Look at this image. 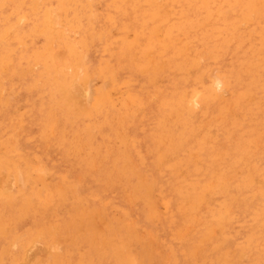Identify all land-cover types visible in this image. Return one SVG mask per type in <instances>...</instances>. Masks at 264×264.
<instances>
[{
	"label": "rangeland",
	"instance_id": "rangeland-1",
	"mask_svg": "<svg viewBox=\"0 0 264 264\" xmlns=\"http://www.w3.org/2000/svg\"><path fill=\"white\" fill-rule=\"evenodd\" d=\"M263 30L264 0H0V264H264Z\"/></svg>",
	"mask_w": 264,
	"mask_h": 264
},
{
	"label": "bare ground",
	"instance_id": "bare-ground-1",
	"mask_svg": "<svg viewBox=\"0 0 264 264\" xmlns=\"http://www.w3.org/2000/svg\"><path fill=\"white\" fill-rule=\"evenodd\" d=\"M102 1H103V0H101V2H102ZM177 1H178V0H177ZM56 2H57V0H56ZM63 2H64V0H63ZM67 2H68V1H67ZM67 2H66V3H67ZM71 2H72V1H71ZM98 2H99V1H98ZM108 2H109V1H108ZM235 2H236V1H235ZM80 3H81V2H80ZM99 3H100V2H99ZM119 3H120V2H119ZM136 3H137V2H136ZM171 3H172V2H171ZM58 4H59V3H58ZM58 4H56V5H58ZM108 4H110V3H108ZM130 4H131V3H130ZM234 4H235V3H234ZM16 5H17V4H16ZM62 5H63V4H62ZM65 5H66V4H65ZM236 5H237V3H236ZM85 6H86V5H85ZM106 6H108V5H106ZM210 6H211V4H210ZM254 6H255V5H254ZM7 7H8V6H7ZM66 7H67V6H66ZM71 8H72V7H71ZM85 8H86V7H85ZM55 9H57V8H55ZM109 9H110V6H109ZM138 9H140V7H139ZM172 9H173V8H172ZM175 9H176V8H175ZM179 9H180V8H179ZM254 9H255V7H254ZM69 10H70V9H69ZM112 10H113V9H112ZM81 11H82V10H81ZM87 11H88V10H87ZM120 11H121V10H120ZM242 11H243V10H242ZM244 11H245V10H244ZM68 12H69V11H68ZM70 12H72V11H70ZM70 12H69V13H70ZM123 12H124V11H123ZM139 12H140V11H139ZM172 12H173V11H172ZM217 12H218V10H217ZM57 13H58V12H57ZM63 13H64V12H63ZM72 13H73V12H72ZM81 13H82V12H81ZM89 13H90V12H89ZM89 13H88V14H89ZM100 13H101V12H100ZM105 13H107V12H105ZM109 13H110V11H109ZM133 13H134V12H133ZM137 13H138V12H137ZM254 13H255V11H254ZM7 14H8V13H7ZM40 14H41V13H40ZM66 14H67V13H66ZM84 14H85V13H84ZM117 14H118V13H116V15H117ZM173 14H174V13H173ZM55 15H56V14H55ZM62 15H63V14H62ZM111 15H112V14H111ZM126 15H127V14H126ZM51 16H53V15H51ZM56 16H57V15H56ZM83 16H84V15H83ZM90 16H92V15L90 14ZM113 16H115V15L113 14ZM175 16H176V15H175ZM194 16H195V15H194ZM259 16H260V15H259ZM48 17H49V16H48ZM64 17H66V16H64ZM67 17H68V16H67ZM87 17H89V16H87ZM99 17H100V16H99ZM105 17H106V16H105ZM121 17H122V16H121ZM127 17H128V16H127ZM166 17H167V16H166ZM177 17H178V16H177ZM177 17H176V18H177ZM185 17H186V16H185ZM213 17H214V16H213ZM216 17H217V16H216ZM239 17H241V16H239ZM112 18H113V17H112ZM119 18H120V17H119ZM180 18H181V17H180ZM210 18H211V17H210ZM232 18H233V17H232ZM57 19H58V17H57ZM60 19H61V18H60ZM60 19H59V20H60ZM116 19L118 20V18H116ZM133 19H134V18H133ZM235 19H236V18H235ZM239 19H240V18H239ZM50 20H51V19H50ZM64 20H65V19H64ZM67 20H68V19H67ZM78 20H79V19H78ZM86 20H87V19H86ZM74 21H75V19H74ZM88 21H89V19H88ZM105 21H106V20H105ZM130 21H131V20H130ZM216 21H217V20H216ZM234 21H235V20H234ZM262 21H263V20H262ZM120 22H121V21H120ZM120 22L118 23V25L120 24ZM196 22H197V21H196ZM202 22H203V21H202ZM236 22H237V21H236ZM61 23H62V22H61ZM93 23H94V22H93ZM98 23H100V21H99ZM98 23H97V24H98ZM240 23H241V22H240ZM250 23H251V22H250ZM49 24H50V23H49ZM52 24H53V23H52ZM121 24H123V23H121ZM175 24H176V23H175ZM175 24H174V25H175ZM210 24H211V23H210ZM227 24H228V22H227ZM231 24H232V23H231ZM237 24H238V23H237ZM237 24H236V25H237ZM9 25H11V24H9ZM58 25H59V24H58ZM76 25H77V24H76ZM86 25H87V22H86ZM92 25H93V24H92ZM102 25H103V24H102ZM232 25H233V24H232ZM51 26L53 27V25H51ZM74 26H75V25H74ZM78 26H79V25H78ZM87 26H88V25H87ZM186 26H187V25H186ZM198 26H199V25H198ZM227 26H228V25H227ZM16 27H17V26H16ZM41 27H42V26H41ZM48 27H49V26H48ZM59 27H61V26H59ZM64 27H65V26H64ZM10 28H11V27H10ZM43 28H44V27H43ZM67 28H68V27H67ZM97 28H98V27H97ZM166 28H167V27H166ZM175 28H176V27H175ZM180 28H181V27H180ZM199 28H200V27H199ZM204 28H205V27H204ZM49 29H50V28H49ZM51 29H52V28H51ZM84 29H85V28H84ZM91 29H92V26H91ZM118 29L122 30L121 28H118ZM144 29H145V28H144ZM144 29H143V30H144ZM178 29H179V28H178ZM237 29H238V28H237ZM45 30H46V29H45ZM53 30H55V29L53 28ZM76 30H77V28H76ZM81 30H82V29H81ZM146 30H147V29H146ZM51 31H52V30H51ZM51 31H50V32H51ZM74 31H75V29H74ZM82 31H83V30H82ZM100 31H101V30H100ZM125 31H126V30H125ZM135 31H136V30H135ZM138 31H139V30H138ZM222 31H223V30H222ZM263 31H264V30H263ZM263 31H262V32H263ZM103 32H104V31H103ZM174 32H175V31H174ZM198 32H199V31H198ZM220 32H221V31H220ZM51 33H52V32H51ZM69 33H70V32H69ZM79 33H80V32H79ZM87 33H88V32H87ZM92 33H93V31H92ZM92 33H91V34H92ZM98 33H99V32H98ZM134 33H135V32H134ZM175 33H176V32H175ZM186 33H187V32H186ZM199 33H200V32H199ZM223 33H224V32H223ZM226 33H227V32H226ZM231 33H232V32H231ZM256 33H257V32H256ZM47 34H48V33H47ZM103 34H104V33H103ZM167 34H168V33H167ZM193 34H194V33H193ZM45 35H46V34H45ZM45 35H44V36H45ZM67 35H68V34H67ZM79 35H80V34H79ZM123 35H124V34H123ZM171 35H172V34H171ZM182 35H183V34H182ZM228 35H229V32H228ZM235 35H237V34H235ZM263 35H264V33H263ZM5 36H6V35H5ZM20 36H21V35H20ZM51 36H52V35H51ZM135 36H136V35H135ZM166 36H167V35H166ZM175 36H176V35H175ZM212 36H213V35H212ZM243 36H244V35H243ZM48 37H49V36H48ZM142 37H143V36H141V38H142ZM232 37H233V36H232ZM53 39H54V38H53ZM116 39H117V38H115L114 40L116 41ZM122 39H123V37H122ZM124 39H125V38H124ZM205 39H206V38H205ZM236 39H237V38H236ZM247 39H248V38H247ZM258 39H259V38H258ZM258 39H257V40H258ZM210 40H211V39H210ZM217 40H218V39H217ZM57 41H58V39H57ZM61 41H62V40H61ZM89 41H90V40H89ZM136 41H137V40H136ZM178 41H179V40H178ZM231 41H232V40H231ZM231 41H230V42H231ZM238 41H239V40H238ZM238 41H237V42H238ZM246 41H247V40H246ZM248 41H249V40H248ZM62 42H63V41H62ZM81 42H82V41H81ZM181 42H182V41H181ZM220 42H221V41H220ZM237 42H236V43H237ZM10 43H11V42H10ZM51 43H52V42H51ZM71 43H72V42H71ZM99 43H100V42H99ZM123 43H125V42H123ZM127 43H128V42H127ZM127 43H126V44H127ZM137 43H138V42H137ZM222 43H223V42H222ZM85 44H86V42H85ZM85 44H84V45H85ZM94 44H95V43H94ZM115 44H116V42H115ZM213 44H214V43H213ZM263 44H264V43H263ZM0 45H1V44H0ZM33 45H34V44H33ZM59 45H60V44H59ZM62 45H63V43H62ZM70 45H71V44H70ZM86 45H87V44H86ZM105 45H106V44H105ZM107 45H108V44H107ZM119 45L121 46L122 44H119ZM167 45H168V44H167ZM176 45H177V44H176ZM226 45H228V44H226ZM248 45H249V44H248ZM40 46H41V45H40ZM63 46H64V45H63ZM65 46L68 47V45H66V44H65ZM71 46H72V45H71ZM75 46H76V45H75ZM80 46H81V45H80ZM87 46H88V45H87ZM87 46H85L86 49H87ZM116 46H117V45H116ZM120 46H119V49H120ZM126 46H127V45H126ZM139 46H140V45H139ZM200 46H201V45H200ZM223 46H224V45H223ZM246 46H247V45H246ZM262 46H263V45H262ZM78 47H79V46H78ZM83 47H84V46H83ZM107 47H108V46H107ZM112 47H113V46H112ZM196 47H197V46H196ZM213 47H214V46H213ZM47 48H48V47H47ZM47 48H46V49H47ZM110 48H111V47H110ZM121 48H124V46L121 47ZM261 48H262V47H261ZM21 49H22V48H21ZM70 49H71V48H70ZM80 49H81V48H80ZM83 49H84V48H83ZM112 49H113V48H112ZM185 49H186V48H185ZM189 49H190V48H189ZM223 49H224V48H223ZM263 49H264V48H263ZM87 50H88V49H87ZM95 50H96V49H95ZM117 50H118V49H117ZM121 50L123 51V49H120V51H121ZM129 50H130V49H128V51H129ZM182 50H183V49H182ZM217 50H218V49H217ZM236 50H237V49H236ZM245 50H246V49H245ZM52 51H53V50H52ZM74 51H76L75 48H74ZM74 51H73V52H74ZM105 51H106V50H105ZM118 51H119V50H118ZM2 52H3V51H2ZM73 52H72V53H73ZM82 52H83V51H82ZM86 52H87V51H86ZM102 52H103V51H102ZM102 52H101V53H102ZM110 52H111V51H110ZM110 52H109V53H110ZM159 52H160V51H159ZM173 52H174V51H173ZM197 52H198V51H197ZM246 52H247V51H246ZM92 53H93V52H92ZM109 53H108V54H109ZM122 53H123V52H122ZM239 53H240V52H239ZM249 53H250V52H249ZM252 53H253V51H252ZM22 54H23V53H22ZM73 54H74V53H73ZM82 54H83V53H82ZM96 54H97V53H96ZM103 54H104V53H103ZM120 54H121V52H120ZM125 54H126V53H125ZM175 54H176V53H175ZM207 54H209V53H207ZM257 54H258V53H257ZM50 55H51V53H50ZM94 55H95V53H94ZM122 55H123V54H122ZM122 55H121V56H122ZM191 55H193V54H191ZM213 55H214V54H213ZM215 55H216V54H215ZM217 55H218V54H217ZM230 55H231V54H230ZM233 55H235V54H233ZM239 55H240V54H239ZM48 56H49V55H48ZM69 56H70V55H69ZM85 56H86V55H85ZM184 56H185V55H184ZM184 56H183V57H184ZM186 56H187V54H186ZM210 56H212V55L210 54ZM218 56H219V55H218ZM221 56H222V55H221ZM228 56H229V55H228ZM241 56H242V54H241ZM51 57H52V56H51ZM71 57H72V56H71ZM82 57H83V55H82ZM122 57H123V56H122ZM170 57H171V56H170ZM172 57H174V56H172ZM187 57H188V56H187ZM192 57H193V56H192ZM237 57H238V56H237ZM249 57H250V56H249ZM66 58H67V57H66ZM77 58H78V57H76V59H77ZM79 58H80V56H79ZM188 58H189V57H188ZM245 58H246V57H245ZM9 59H10V58H9ZM51 59H52V58H51ZM56 59L58 60V59H60V57H59V58H58V57H57V58H56V57L54 58L55 63H56ZM85 59H86V58H85ZM89 59H90V58H89ZM100 59H101V58H100ZM120 59H121V58H120ZM129 59H131V58L129 57ZM220 59H221V61H222V58H220ZM254 59H255V58H254ZM47 60H49V58H48ZM70 60H71V59H70ZM87 60H88V59H87ZM103 60H107V61H108V58L103 59ZM195 60H196V59H195ZM234 60H235V59H234ZM256 60H257V59H256ZM8 61H10V60H8ZM13 61H14V60H13ZM61 61H62V60H61ZM83 61H84V60H83ZM107 61H106V62H107ZM121 61H123V60H121ZM124 61H125V60H124ZM129 61H131V60H129ZM179 61H180V60H179ZM230 61H231V60H230ZM232 61H233V60H232ZM249 61H250V60H249ZM263 61H264V60H263ZM51 62H52V61H51ZM70 62H71V61H70ZM76 62H77V60H76ZM79 62H80V61H79ZM91 62H92V61H91ZM180 62H181V61H180ZM194 62H195V61L193 60V62H191V63L193 64ZM240 62H241V61H240ZM41 63H42V62H41ZM49 63H50V61H49ZM64 63H65V62H64ZM66 63H68V62H66ZM71 63H72V62H71ZM108 63H109V62H107V65H108ZM125 63H127V62H125ZM181 63H182V62H181ZM99 64H100V63H99ZM174 64H175V63H174ZM179 64H180V63H179ZM49 65H50V64H49ZM60 65H61V64H60ZM66 65H67V64H66ZM87 65H88V64H87ZM104 65H105V64H104ZM170 65H171V64H170ZM195 65H196V64H195ZM218 65H219V64H218ZM67 66H68V65H67ZM77 66H78V63H77ZM90 66H91V65H90ZM99 66H100V65H99ZM127 66L130 67V63H129V65H127ZM127 66H126V67H127ZM175 66H176V64H175ZM52 67H53V66H52ZM56 67H57V66H56ZM65 67H66V66H65ZM78 67H79V66H78ZM83 67H84V66H83ZM101 67H102V65H101ZM101 67H100V69H103V68H101ZM104 67H105V66H104ZM124 67H125V66H124ZM183 67H184V66H183ZM233 67H234V66H233ZM254 67H255V66H254ZM86 68H88V67H86ZM209 68H210V67H209ZM216 68H217V67H216ZM224 68H226V67H224ZM249 68H250V67H249ZM77 69H79V68H77ZM77 69H74V70H77ZM80 69H81V68H80ZM107 69H108V68H107ZM182 69H183V68H182ZM218 69H219V68H218ZM254 69H255V68H254ZM85 70L87 71V69H85ZM112 70H113V69H112ZM120 70H122V69H120ZM189 70H190V69H189ZM206 70H207V69H206ZM211 70H212V69H211ZM215 70L217 71V69H215ZM225 70H226V69H225ZM244 70H246V69H244ZM248 70H250V69H248ZM43 71H44V70H43ZM99 71H100V70H99ZM101 71H102V70H101ZM101 71L99 72V74L101 73ZM113 71H114V70H113ZM134 71H135V70H134ZM176 71H177V70H176ZM236 71H237V70H236ZM77 72H78V70H77ZM80 72H81V70H80ZM184 72H185V70H184ZM75 73H76V72H75ZM111 73H112V72H111ZM204 73H205V72H204ZM78 74H79V73H78ZM101 74H103V73H101ZM113 74H114V73H113ZM183 74H184V73H183ZM216 74H217V73H216ZM243 74H244V73H243ZM73 75H74V74H73ZM75 75H77V74H75ZM81 75H82V74H81ZM81 75H78V76H81ZM107 75H108V74H107ZM132 75L134 76L135 74H132ZM132 75H130V76H132ZM136 75H138V73H137ZM136 75H135V76H136ZM140 75H141V74H140ZM162 75H163V73H162ZM213 75L215 76V74H213ZM250 75H252V74H250ZM49 76H50V75H49ZM86 76H87V74H86ZM101 76H102V75H101ZM127 76H128V78H129V75H127ZM208 76H209V75H208ZM208 76H207V78H208ZM222 76H223V75H222ZM259 76H261V75H259ZM51 77H52V76H51ZM109 77H110V76H109ZM140 77H141V76H140ZM174 77H175V76H174ZM243 77H244V76H243ZM251 77H252V76H251ZM7 78H8V77H7ZM84 78H85V76H84ZM132 78H133V77H132ZM199 78H200V77H199ZM219 78H220V77H219ZM226 78H227V77H226ZM236 78H237V77H236ZM258 78H259V77H258ZM50 79H51V78H50ZM64 79H66V78H64ZM111 79H112V78H111ZM114 79H115V78H114ZM176 79H177V78H176ZM211 79H212V78H211ZM10 80H11V79H10ZM52 80H53V78H52ZM123 80H124V79H123ZM125 80H126V79H125ZM135 80H136V79H135ZM138 80H139V79H138ZM193 80H194V79H193ZM257 80H258V79H257ZM259 80H260V79H259ZM263 80H264V77H263ZM49 81H50V80H49ZM144 81H145V80H144ZM195 81H197V80H195ZM215 81H216V85L219 86V84H220L221 82H220L218 79L215 80ZM246 81H247V80H246ZM123 82H124V81H123ZM178 82H180V80H179ZM228 82H229V81H228ZM244 82H245V81H244ZM247 82H248V81H247ZM1 83H2V82H1ZM81 83H82V82H81ZM81 83H80V84H81ZM128 83H129V82H128ZM131 83H132V82H131ZM259 83H260V82H259ZM67 84H68V83H67ZM124 84H125V83H123V85H124ZM195 84H197V83H195ZM202 84H203V83H202ZM50 85H51V84H50ZM75 85H76V84H75ZM142 85H143V84H142ZM223 85H224V84H223ZM232 85H233V84H232ZM245 85H246V84H245ZM260 85H261V84H260ZM263 85H264V84H263ZM48 86H49V85H48ZM65 86H66V85H65ZM78 86H79V85H78ZM82 86H83V84H82ZM82 86L80 85V87H82ZM121 86H122V85H121ZM197 86H198V85H197ZM197 86H196V87H197ZM211 86H212V85H211ZM237 86H238V85H237ZM67 87H68V86H67ZM74 87H75V86H74ZM206 87H207V86H206ZM238 87H239V86H238ZM12 88H13V87H12ZM48 88H49V87H48ZM63 88H64V87L62 86V89H63ZM229 88H230V87H229ZM39 89H40V88H39ZM51 89H52V88H51ZM51 89L49 88L48 90L50 91ZM67 89H68V88H66V89H64V90L66 91ZM85 89H86V88L84 87V88H83V90H84L83 92H85ZM138 89H139V88H138ZM183 89H184V88H183ZM190 89H191V88H190ZM205 89H206V88H205ZM205 89H202V90H205ZM184 90H185V89H184ZM37 91H38V90H37ZM49 91H48V92H49ZM54 91H55V90H54ZM177 91H178V90H177ZM191 91H192V89H191ZM191 91H190V92H191ZM17 92H18V91H17ZM42 92H43V91H42ZM46 92H47V91H46ZM55 92H56V91H55ZM173 92H174V91H173ZM173 92H172V93H173ZM179 92H181V91H179ZM179 92H178V93H179ZM186 92H187V90H186ZM210 92H211V91H210ZM212 92H213V91H212ZM252 92H253V90H252ZM252 92H251V93H252ZM35 93H36V92H35ZM39 93L41 94V92H39ZM49 93H51V91H50ZM72 93H73L75 96H78V97L80 96V94H83V96H82V95H81V96H82L83 99H84L85 93H80V94H79V93L77 92L79 95L76 94V92H72ZM101 93H102V92H101ZM174 93H175V92H174ZM182 93H183V92H182ZM193 93H194V92H193ZM206 93H207V90H206ZM213 93H214V92H213ZM63 94H64V93H63ZM65 94H66V92H65ZM97 94H99V93L97 92ZM102 94H103V93H102ZM191 94H192V93H191ZM214 94H215V93H214ZM234 94H235V93H234ZM42 95H43V93H42ZM53 95H54V94H52V96H53ZM58 95H59V94H58ZM69 95H70V94H69ZM74 95L71 94L72 97H73ZM90 95H91V94H90ZM123 95H124V94H123ZM167 95H168V94H167ZM167 95H166V96H167ZM177 95H178V94H177ZM179 95H180V94H179ZM185 95H186V94H185ZM201 95H202V94H200V96H201ZM247 95H248V94H247ZM50 96H51V95H50ZM81 96H80V97H81ZM103 96H104V95H103ZM127 96H128V94H127ZM132 96H133V95H132ZM173 96H175V95H173ZM209 96H210V95H209ZM213 96H214V95H213ZM53 97H54V96H53ZM62 97H63V96H62ZM129 97H130V96H129ZM129 97H128V99H129ZM136 97H138V96H136ZM178 97H180V96H178ZM48 98H49V97H48ZM68 98H69V97L67 96V99H68ZM98 98H99V97H98ZM100 98H101V97H100ZM130 98H131V97H130ZM132 98H133V97H132ZM138 98H139V97H138ZM167 98H168V101H169V95H168ZM176 98H177V97H176ZM185 98H187V97H185ZM213 98H214V97H213ZM213 98H212V99H213ZM240 98H241V97H240ZM258 98H259V97H258ZM77 99H79V98H77ZM80 99H81V98H80ZM179 99H180V98H179ZM179 99H178L177 101L182 100V99H180V100H179ZM208 99H209V98H208ZM208 99H207V100H208ZM212 99H211V102H212ZM218 99H219V98H218ZM50 100H52V99H50ZM131 100H132V99H131ZM134 100H136V99H134ZM172 100H174V99H172ZM172 100H171V102H174V103H175V101H172ZM191 100H192V99H191ZM43 101L45 102V100H43ZM46 101H47V100H46ZM67 101H68V100H67ZM69 101H70V100H69ZM79 101H80V100H79ZM81 101H82V99H81ZM81 101H80V102H81ZM99 101H100V100H99ZM103 101H104V100H103ZM128 101H129V100H128ZM177 101H176V102H177ZM213 101H214V100H213ZM237 101H238V100H237ZM80 102H79V106H80V104H83V103H84V102H83V103H82V102L80 103ZM88 102H89V101H88ZM137 102H138V101H137ZM180 102H181V101H180ZM195 102H196V101H195ZM42 103H43V102H42ZM48 103H49V100H48ZM67 103H68V102H67ZM76 103H77V102H76ZM96 103H97V102H96ZM121 103H122V101H121ZM132 103H134V101H132L131 104H132ZM139 103H140V102H139ZM167 103H168V102H167ZM197 103H199V102H197ZM197 103H196V105H197ZM5 104H6V103H5ZM34 104H35V103H34ZM131 104H130V105H131ZM135 104H136V103H135ZM169 104H170V103H169ZM169 104H168V105H169ZM175 104H176V105H180L179 103H178V104L175 103ZM213 104H214V103H213ZM239 104H240V103H239ZM41 105H44V104H41ZM84 105H85V103H84ZM107 105H108V104H107ZM128 105H129V104H128ZM141 105H142V104H141ZM181 105H182V104H181ZM184 105H185V103H184ZM188 105H189V104H188ZM204 105H205V104H204ZM234 105H236V104H234ZM75 106H76V105H75ZM99 106H100V105H99ZM103 106H104V105H103ZM103 106H102V107H103ZM105 106H106V105H105ZM123 106H124V105H123ZM136 106H137V105H136ZM165 106H167V104H165ZM186 106H187V105H186ZM222 106H223V105H222ZM42 107H43V106H42ZM44 107H45V106H44ZM44 107L41 108V110H43ZM51 107H52V106H51ZM80 107L83 108V106H80ZM91 107H93V106H91ZM168 107H169V106H168ZM258 107H259V106H258ZM45 108H46V107H45ZM54 108H55V107H54ZM76 108H77V107H76ZM103 108H105V107H103ZM113 108H114V107H113ZM179 108H182V107H179ZM236 108H237V107H236ZM2 109H3V108H2ZM6 109H7V108H6ZM39 109H40V108H39ZM55 109H56V108H55ZM77 109H78V108H77ZM84 109H85V108H84ZM123 109H125V108H123ZM167 109H168V108H167ZM182 109H183V108H182ZM189 109H191V108H189ZM50 110H51V109H50ZM70 110H72V108H71ZM73 110H74V109H73ZM75 110H76V109H75ZM88 110H89V109H88ZM90 110H91V109H90ZM106 110H107V109H106ZM128 110H130V109H128ZM133 110H134V109H133ZM162 110H163V109H162ZM179 110H180V109H179ZM186 110H187V109H186ZM257 110H258V109H257ZM55 111H56V110H55ZM76 111H77V110H76ZM82 111H83V110H82ZM82 111L80 110L81 113H82ZM137 111H138V110H137ZM164 111H165V110H164ZM173 111H174V109H173V107H172V112H173ZM175 111H177V110H175ZM187 111H188V110H187ZM187 111H186V114L188 113ZM225 111H226V110H225ZM255 111H256V110H255ZM69 112H70V111H69ZM80 112H79V113H80ZM86 112H87V111H86ZM172 112H171V113H172ZM190 112H192V110H191ZM190 112H189V113H190ZM22 113H23V111H22ZM40 113H41V112H40ZM40 113H39V115H40ZM48 113H49V112H48ZM67 113H68V110L66 109V115H68ZM77 113H78V112H77ZM83 113H84V112H83ZM87 113H88V112H87ZM89 113H91V112L89 111ZM100 113H101V111H100ZM110 113H111V112H110ZM124 113H125V112H124ZM166 113H167V111H166ZM166 113H165V114H166ZM169 113H170V111H169ZM184 113H185V112H184ZM184 113H183V114H184ZM54 114H56V113L54 112ZM84 114H85V113H84ZM95 114H96V112H95ZM165 114H164V115H165ZM174 114H175V113H174ZM200 114H201V113H200ZM228 114H229V113H228ZM253 114H254V113H253ZM41 115H42V114H41ZM48 115H49V114H48ZM48 115L44 114V116H46V118H47ZM51 115H52V114H51ZM66 115H65V116H66ZM89 115H90V114H89ZM89 115H87V116L89 117ZM92 115H93V114H92ZM127 115H128V114H127ZM162 115H163V114H162ZM167 115H168V114H167ZM171 115H172V114H170V116H171ZM176 115H177V114H176ZM35 116H36V115H35ZM54 116H55V115H54ZM65 116H62V117L64 118ZM77 116H78V115H77ZM81 116H82V115H81ZM95 116H96V115H95ZM182 116H183V115H182ZM185 116H186V115H185ZM225 116H226V115H225ZM20 117L22 118V116H20ZM33 117H34V116H33ZM67 117H68V116H67ZM70 117H71V116H69V118H70ZM134 117H135V116H134ZM223 117H224V115H223ZM227 117H228V116H227ZM40 118H41V117H40ZM44 118H45V117H44ZM51 118H52V117L50 116L49 119H51ZM69 118H68V119H69ZM75 118H76V117H75ZM80 118H81V117H80ZM106 118H107V117H106ZM167 118H168V117H167ZM10 119H11V118H10ZM10 119H9V120H10ZM34 119H35V118H33V120H34ZM52 119H53V118H52ZM64 119H65V118H64ZM81 119H82V118H81ZM91 119H92V118H91ZM104 119H105V118H104ZM184 119H185V118L182 117V120H183V121H184ZM13 120H14V119H13ZM39 120H40V119H39ZM41 120H42V119H41ZM46 120H47V119H46ZM76 120H77V119H76ZM163 120H165V119H163ZM178 120H179V119H178ZM188 120H189V119H188ZM42 121H43V120H42ZM47 121H48V120H47ZM52 121H53V120H52ZM52 121H51V122H52ZM65 121H66V119H65ZM107 121H108V119H107ZM123 121H124V120H123ZM215 121H216V120H215ZM232 121H233V120H232ZM243 121H244V120H243ZM37 122H38V121L36 120V123H37ZM55 122H56V121H55ZM55 122H54V123H55ZM69 122H70V120L68 121V123H69ZM88 122H89V121H88ZM103 122H104V120H103ZM128 122H129V121H128ZM186 122H188V121L186 120ZM21 123H22V122H21ZM39 123H40V122H39ZM41 123H42V122H41ZM41 123H40V124H41ZM44 123H45V122H44ZM44 123H43V124H44ZM48 123H50V122L48 121ZM54 123H52V125H53ZM157 123H158V122H157ZM194 123H195V122H194ZM213 123H214V122H213ZM262 123H263V121H262ZM19 124H20V123H19ZM46 124H47V123H46ZM46 124H45V125H46ZM70 124H71V122H70ZM77 124H78V123H77ZM2 125H3V124H2ZM20 125H21V124H20ZM22 125H23V124H22ZM22 125H21V126H22ZM34 125H35V124H34ZM34 125H33V127H35ZM52 125H51V126H52ZM73 125H74V124H73ZM90 125H91V124H90ZM95 125H96V124H95ZM159 125H160V124H159ZM165 125H166V124H165ZM184 125H185V124H184ZM188 125H189V124H188ZM188 125H187V127H189ZM217 125H218V124H217ZM263 125H264V123H263ZM5 126H6V125H5ZM21 126H20V127H21ZM37 126H40V127H41L42 125H39V124H38ZM47 126H48V125H47ZM71 126H72V124H71ZM194 126H195V125H194ZM238 126H239V125H238ZM20 127H18V129H19ZM28 127H29V126H28ZM53 127H54V126H53ZM53 127H52V128H53ZM86 127H87V126H86ZM86 127H85V128H86ZM88 127H89V126H88ZM99 127H100V126H99ZM99 127L97 126V129H100ZM101 127H102V125H101ZM215 127H216V126H215ZM262 127H263V126H262ZM16 128H17V126H16ZM44 128H46V127H44ZM56 128H57V127H56ZM190 128H191V127H190ZM14 129H15V128H14ZM71 129H72V128H71ZM91 129H92V128H91ZM94 129H95V128H94ZM184 129H185V127H184ZM184 129H183V130H184ZM186 129H187V128H186ZM188 129H189V128H188ZM38 130H39V128H38ZM43 130H44V129H43ZM47 130H48V128H47ZM50 130H51V127H50ZM53 130H54V129H53ZM59 130H60V129H59ZM13 131H14V130H13ZM15 131H17V130H15ZM20 131H21V130H20ZM83 131H84V130H83ZM184 131H185V130H184ZM198 131H199V130H198ZM4 132H5V131H4ZM39 132H40V131H39ZM45 132H46V129H45ZM75 132H76V131H75ZM111 132H112V131H111ZM113 132H114V134H115V131H113ZM40 133H41V132H40ZM43 133H44V131H43ZM52 133H53V132H52ZM107 133H108V132H107ZM178 133H179V132H178ZM182 133H183V132H182ZM187 133H188V132H187ZM204 133H206V132H204ZM41 134H42V133H41ZM41 134H40V136H42ZM53 134H56V133H53ZM90 134H91V133H90ZM90 134H87V135L91 136ZM92 134H93V133H92ZM108 134H109V133H108ZM112 134H113V133H112ZM120 134H121V133H120ZM161 134H162V133H161ZM208 134H209V133H208ZM12 135H13V134H12ZM21 135H22V134H21ZM96 135H97V134H96ZM102 135H103V134H102ZM106 135H107V134H106ZM106 135H105V136H106ZM121 135H123V133H122ZM127 135H128V134H127ZM13 136H14V135H13ZM35 136H37V135H35ZM40 136H39V137H40ZM48 136H51V134H49ZM54 136H55V135H53L52 137H54ZM58 136H59V135H58ZM64 136H65V134H64ZM22 137H23V136H22ZM32 137H33V136L30 137L31 140H32ZM44 137H45V135H44ZM52 137H51V139H54V138H52ZM93 137H95V134H94ZM106 137H107V136H106ZM30 138H29V139H30ZM45 138H47V137H45ZM45 138H44V139H45ZM48 138H49V137H48ZM62 138H63V137H62ZM64 138H65V137H64ZM83 138H84V137H83ZM86 138H87V137H86ZM180 138H181V137H180ZM188 138H189V137H188ZM24 139H25V138H24ZM33 139H34V138H33ZM38 139H39V138H38ZM59 139H60V138H59ZM118 139H119V138H118ZM118 139H117V140H118ZM121 139H122V138H121ZM127 139H128V138H127ZM154 139H155V138H154ZM17 140H18V139H17ZM25 140H26V139H25ZM41 140H42V138H41ZM62 140H63V139H62ZM65 140H66V139H65ZM88 140L90 141L91 139H88ZM93 140H94V138H93ZM128 140H129V139H128ZM261 140H262V138H261ZM46 141H47V140H46ZM67 141H68V139H67ZM67 141H66L65 143H67ZM95 141H96V139H95ZM202 141H203V140H202ZM25 142H26V141H25ZM48 142H49V141H48ZM58 142H59V141H58ZM87 142H88V141H87ZM87 142H84V143L86 144ZM103 142H104V141H103ZM103 142H102V143H103ZM200 142H201V141H200ZM212 142H213V141H212ZM250 142H251V141H250ZM253 142H254V140H253ZM253 142H252V143H253ZM39 143H40V142H39ZM56 143H57V142H56ZM71 143H72V142H71ZM79 143H80V142H79ZM90 143H93V142H90ZM97 143H98V141H97ZM97 143H96V144H97ZM107 143H108V142H107ZM124 143H125V142H124ZM213 143H214V142H213ZM242 143H243V142H242ZM248 143H249V141H248ZM254 143H255V142H254ZM16 144H17V143H16ZM46 144H47V143H46ZM57 144H59V145L62 146V143H61V142H60V143H57ZM67 144H68V143H67ZM115 144H116V143H115ZM178 144H179V143H178ZM180 144H181V143H180ZM185 144H186V143H185ZM68 145H69V144H68ZM103 145H104V144H103ZM107 145H109V144H107ZM160 145H161V144H160ZM164 145H165V144H164ZM208 145H209V144H208ZM16 146H17V145H16ZM55 146H56V145H55ZM61 146H59V147H61ZM65 146H67V145L65 144ZM69 146H70V145H69ZM69 146H68V147H69ZM91 146H92V145H91ZM100 146H101V145H100ZM110 146H111V145H110ZM132 146H133V145H132ZM168 146H169V145H168ZM48 147H49V145H48ZM50 147H51V146H50ZM56 147H57V146H56ZM53 148L55 149L54 146L52 147V149H53ZM65 148L67 149V147H65ZM112 148H113V147H112ZM178 148H179V147H178ZM242 148H243V147H242ZM246 148H247V146H246ZM246 148H245V150H246ZM1 149L4 150L3 148H1ZM47 149H48V148H47ZM57 149H58V148H57ZM63 149H64V148H62V150H63ZM91 149H92V148H91ZM107 149H109V148H107ZM167 149H168V148H167ZM173 149H174V148H173ZM240 149H241V148H240ZM11 150H12V149H11ZM67 150L70 151V147H69V149H67ZM67 150H66V151H67ZM100 150H101V148H100ZM179 150H180V149H179ZM202 150H203V149H202ZM214 150H215V149H214ZM56 151H57V150H56ZM63 151H64V150H63ZM68 151H67V152H68ZM71 151H72V150H71ZM91 151H92V150H91ZM103 151H105V150H103ZM53 152H54V151H53ZM64 152H65V151H64ZM73 152H74V151H73ZM99 152H100V151H99ZM111 152H112V151H110V153H111ZM118 152H119V151H118ZM118 152H116V153H118ZM125 152H126V151H125ZM125 152H124V153H125ZM231 152H233V151H231ZM234 152H235V150H234ZM243 152H244V151H243ZM17 153H18V152H17ZM20 153H21V152H20ZM20 153H19V155H20ZM36 153H37V152H36ZM105 153H106V152H105ZM168 153H169V151H168ZM206 153H207V152H206ZM68 154H70V153L68 152ZM74 154H75V153H74ZM89 154H90V153H89ZM122 154H123V153H122ZM193 154H195V153H193ZM221 154H222V153H221ZM223 154H224V153H223ZM223 154H222V155H223ZM240 154H241V153H240ZM65 155H67V153H65ZM105 155H106V154H105ZM108 155H109V154H108ZM117 155H118V154H117ZM129 155H130V154H129ZM140 155H141V154H140ZM190 155H191V154H190ZM202 155H203V154H202ZM84 156H85V155H84ZM98 156H99V155H98ZM112 156H113V155H112ZM118 156H119V155H118ZM120 156H121V155H120ZM124 156H126V155H124ZM245 156H246V154H245ZM19 157H20V156H19ZM26 157H27V156H26ZM71 157H72V156H71ZM129 157H130V156H129ZM129 157H128V159H129ZM199 157H200V156H199ZM211 157H212V156H211ZM20 158H21V157H20ZM20 158H18V159H20ZM67 158H68V157H67ZM67 158H66V159H67ZM106 158H107V157H106ZM130 158H131V157H130ZM215 158H216V156H215ZM217 158H218V157H217ZM245 158H246V157H245ZM258 158H259V157H258ZM76 159H77V158H76ZM86 159H87V157H86ZM103 159H105V158L103 157ZM123 159H124V158H123ZM179 159H180V158H179ZM183 159H184V158H183ZM193 159H194V158H193ZM200 159H201V158H200ZM220 159H221V158H220ZM242 159H243V158H242ZM82 160H83V158H82ZM117 160H118V159H117ZM124 160H126V159H124ZM124 160H123V161H124ZM131 160H132V159H131ZM186 160H187V159H186ZM190 160H191V159H190ZM212 160H213V159H212ZM212 160H211V161H212ZM9 161H10V159H9ZM22 161H23V159H22ZM30 161H31V159H30ZM126 161H127V160H126ZM126 161H125V162H126ZM128 161H129V160H128ZM132 161H133V160H132ZM216 161H217V160H216ZM19 162H20V161H19ZM23 162H24V161H23ZM133 162H134V161H133ZM177 162H179V161H177ZM190 162H191V161H190ZM209 162H210V161H209ZM209 162H208V163H209ZM214 162H215V161H214ZM221 162H222V161H221ZM12 163H13V162H12ZM127 163H129V162H127ZM130 163H131V162H130ZM180 163H181V162H180ZM180 163H179V164H180ZM204 163H205V162H204ZM208 163H207V164H208ZM3 164H4V163H3ZM36 164H38V163H36ZM45 164H46V163H45ZM45 164H43V165H45ZM94 164H95V163H94ZM106 164H107V163H106ZM183 164H184V163H183ZM195 164H196V163H195ZM215 164H216V163H215ZM124 165H125V164H124ZM126 165H127V164H126ZM213 165H214V164H213ZM216 165H217V164H216ZM229 165H230V164H229ZM238 165H239V164H238ZM19 166H20V165H19ZM36 166L38 167V165H36ZM36 166H35V167H36ZM140 166H141V165H140ZM226 166H227V165H226ZM251 166H252V165H251ZM8 167H9V165H8ZM17 167H18V166H17ZM131 167H132V166H131ZM135 167H136V166H135ZM198 167H200V166H198ZM212 167H213V166H212ZM220 167H221V166H220ZM254 167H255V166H254ZM132 168H133V167H132ZM171 168H172V167H171ZM195 168H196V166H195ZM203 168H204V167H203ZM203 168H201V169H203ZM235 168H236V167H235ZM0 169H1V168H0ZM8 169H9V168H7V170H8ZM29 169H30V168H29ZM125 169H126V168H125ZM167 169L170 170L169 167H168ZM192 169H193V168H192ZM197 169H198V168H197ZM209 169H210V168H209ZM223 169H224V168H223ZM223 169H221V171H218V172H221V173H220L221 176H222V173H223V172H222ZM9 170H11V169H9ZM14 170H15V168H14ZM17 170H18V169H17ZM42 170H43V169H42ZM94 170H95V169H94ZM122 170H123V169H122ZM131 170H132V169H131ZM133 170H134V168H133ZM195 170H196V169H195ZM211 170H212V169H211ZM211 170H210V172H211ZM218 170H219V169H218ZM224 170H225V169H224ZM228 170H229V169H227V172H228ZM248 170H249V169H248ZM11 171H12V170H11ZM18 171H19V170H18ZM23 171H24V170H23ZM50 171H51V170H50ZM136 171H137V170H136ZM170 171H171V170H170ZM196 171H197V170H196ZM196 171H194V172H196ZM199 171H200V169H199ZM205 171H206V170H205ZM212 171H213V170H212ZM2 172H4V171H2ZM2 172H1V173H2ZM24 172H26V171H24ZM36 172H37V171H36ZM36 172H35V173H36ZM99 172H100V171H99ZM122 172H123V171H122ZM138 172H139V171H138ZM202 172L204 173V171H202ZM215 172H216V171H215ZM225 172H226V171H225ZM1 173H0V174H1ZM10 173H11V172H10ZM10 173H9V174H10ZM29 173H30V172H29ZM87 173H88V172H87ZM134 173H135V172L133 171V174H134ZM158 173H159V171H158ZM190 173H191V172H190ZM216 173H217V172H216ZM243 173H244V172H243ZM3 174H4V173H2L1 178H3ZM18 174H19V173H18ZM18 174H16V175H18ZM27 174H28V173H27ZM27 174H26V175H27ZM36 174H37V173H36ZM90 174H91V173H90ZM98 174H99V173H98ZM122 174H123V173H122ZM172 174H173V173H172ZM172 174H171V175H172ZM204 174H205V173H204ZM209 174H210V175H211V174L213 175L212 172L209 173ZM209 174H208V176H209ZM4 175H5V174H4ZM11 175H12V174H10V176H9V175H8V176L11 177ZM38 175H39V174H38ZM38 175H37V176H38ZM138 175H140V174H138ZM161 175H162V173H161ZM187 175H188V174H187ZM189 175H190V174H189ZM198 175H199V174H198ZM200 175H201V174H200ZM214 175H215V173H214ZM218 175H219V174H218ZM237 175H238V174H237ZM247 175H248V174H247ZM41 176H42V175H41ZM201 176H202V175H201ZM216 176H217V174L215 175V177H216ZM4 177H5V176H4ZM26 177H28V176H26ZM29 177H30V176H29ZM29 177H28V178H29ZM126 177H127V176H126ZM171 177H172V176H171ZM206 177H207V176H206ZM209 177H210V176H209ZM209 177H208V178H209ZM217 177H219V176H217ZM37 178H38V177H37ZM37 178L35 177V180H36ZM129 178H130V177H129ZM138 178H139V176H138ZM138 178H137V179H138ZM144 178H146V177H144ZM189 178H190V177H189ZM195 178H196V176H195ZM203 178H204V177H203ZM263 178H264V177H263ZM7 179H8V178H7ZM84 179H85V177H84ZM100 179H101V177H100ZM190 179H191V178H190ZM190 179H189V180H190ZM204 179H205V178H204ZM210 179H212V177H211ZM210 179H209V180H210ZM244 179L246 180V178H244ZM244 179H243V184L246 183V182H244ZM247 179H248V178H247ZM4 180H5V179H4ZM29 180H31V177H30ZM97 180H98V179H97ZM139 180H140V178H139ZM178 180H179V179H178ZM180 180H181V179H180ZM191 180H193V178H192ZM194 180L197 181L196 179H194ZM212 180H213V179H212ZM216 180H217V179H216ZM216 180H215V181H216ZM1 181L3 182V179L0 180V183H1V184H4L3 187H5V186L8 185L7 188H5V189H9V182H10V181H8V184H7V185H5V183H2ZM142 181H143V180H142ZM142 181H141L140 183H142ZM182 181H183V180H182ZM210 181H211V180H210ZM222 181H223V180H222ZM246 181H247V180H246ZM18 182H19V180H18ZM30 182H31V181H30ZM30 182H29V183H30ZM38 182H39V181H38ZM137 182H138V180H137ZM143 182H146V181L144 180ZM202 182H203V181H202ZM211 182H212V181H211ZM211 182H210V186H211ZM99 183H100V182H99ZM124 183H125V182H124ZM166 183H167V182H166ZM186 183H188V182H186ZM197 183H198V182H197ZM207 183H209V182L206 181L204 184H207ZM220 183H221V182H219V178H218V184H220ZM222 183H223V182H222ZM247 183L250 184V186H251V183H249V182H247ZM247 183H246V185H247ZM15 184H16V183H15ZM64 184H65V183H64ZM184 184H185V183H184ZM195 184H196V182H195ZM198 184H199V183H198ZM204 184L202 183L201 188H202V186H204ZM218 184H217V186H218ZM226 184H227V182H226ZM12 185H13V184H12ZM17 185H18V184H17ZM54 185H55V184H54ZM136 185H138V183H137ZM144 185H145V184H144ZM166 185H167V184H166ZM191 185H192V184H191ZM191 185H190V186H191ZM240 185H242V184H240ZM244 185H245V184H244ZM244 185H242V186H244ZM261 185H262V184H261ZM10 186H11V185H10ZM18 186H20V184H19ZM21 186H22V185H21ZM45 186H46V185H45ZM65 186H66V185H65ZM69 186L71 187L70 184H69ZM76 186H77V185H76ZM118 186H119V185H118ZM192 186H193V185H192ZM192 186H191V188H192ZM195 186H196V185H195ZM195 186H194V187H195ZM197 186H198V185H197ZM220 186H223V185H220ZM220 186H218V187L220 188ZM34 187H35V186H34ZM62 187H63V186H62ZM123 187H124V186H123ZM127 187H128V186H127ZM140 187H141V186H140ZM140 187H139L138 189H140ZM150 187H151V186H150ZM194 187H193V188H194ZM204 187H205V186H204ZM218 187H215V188H217V190H218ZM225 187H226V186H225ZM19 188H20V187H19ZM46 188H48V187H46ZM58 188H59V187H58ZM72 188H73V187H72ZM144 188H145V187H144ZM146 188H147V187H146ZM161 188H163V187H161ZM186 188H188V187H186ZM186 188H184V189H186ZM205 188H206V187H205ZM205 188H203V189H205ZM207 188H208V187H207ZM221 188H223V187H221ZM227 188H228V187H227ZM242 188H244V187H242ZM68 189H69V187H68ZM133 189H136V188H133ZM138 189H137V191H138ZM148 189H149V188H148ZM152 189H154V187H153ZM195 189H196V188H194L193 190L196 192L197 189H196V190H195ZM203 189H202V190H203ZM209 189H210V188H209ZM209 189H208V190H209ZM213 189H214V188H213ZM248 189H249V187H248ZM1 190H2V188H1ZM22 190H23V189H22ZM32 190H33V189H32ZM141 190H142V189H141ZM149 190H150V189H149ZM193 190H192V192H194ZM205 190H206V189H205ZM214 190L217 191L216 189H214ZM214 190H213V191H214ZM224 190H225V189H224ZM239 190H240V189H239ZM239 190H238V191H239ZM244 190H245V189H244ZM262 190H264V188H263ZM2 191H3V190H2ZM19 191H20V190H19ZM33 191H34V190H33ZM185 191H186V190H185ZM199 191H200V189H199ZM25 192H26V191H25ZM25 192H23V194H24ZM124 192H126V191H124ZM130 192H131V191H130ZM147 192H148V191H147ZM147 192L145 191V193H147ZM152 192H153V190H152ZM179 192H180V191H179ZM197 192H198V191H197ZM204 192H205V191H204ZM204 192H203V194H204ZM220 192H221V191H220ZM226 192H227V190H226ZM226 192H225V194H227ZM250 192H251V191H250ZM261 192H262V191H261ZM8 193H9V192H8ZM11 193H12V192H11ZM21 193H22V192H21ZM28 193H29V192H28ZM37 193L39 194V192H36L35 195L38 196ZM181 193H182V192H180V194L178 193V196L181 195ZM189 193H190V191H189ZM189 193H188V194L185 193L184 195H185V196H186V195H189ZM215 193H216V192H215ZM221 193H222V192H221ZM248 193H249V192H248ZM253 193H254V192H253ZM257 193H258V192H257ZM1 194H2V192H1ZM3 194L6 195L7 193H3ZM120 194H121V193H120ZM134 194H135V193H134ZM157 194H158V193H157ZM194 194H196V193H194ZM205 194H206V193H205ZM211 194H212V193H211ZM218 194H220V193H218ZM225 194H224V195H225ZM251 194H252V193H251ZM254 194H255V193H254ZM261 194H262V193H261ZM9 195H11V194H9ZM143 195H146V194H143ZM149 195H150V194H149ZM149 195H148V196H149ZM158 195H159V194H158ZM192 195H193V194H192ZM200 195H201V194H200ZM233 195H234V194H233ZM246 195H247V194H245V196H246ZM248 195H249V194H248ZM256 195H257V194H256ZM259 195H260V193H259ZM259 195H258V196H259ZM6 196H7V195H6ZM189 196H190V195H189ZM195 196H196V195H195ZM198 196H199V195H197V197H198ZM245 196H244V197H245ZM254 196H255V195H254ZM260 196H261V197L264 196V193H263L262 195H260ZM1 197L4 198L2 195H1ZM7 197H8V196H7ZM9 197H10V196H9ZM9 197H8V198H9ZM11 197H12V196H11ZM11 197H10V198H11ZM15 197H16V196H15ZM33 197H34V196H33ZM33 197H32V198H33ZM143 197H145V199H146V196H143ZM179 197H180V196H179ZM192 197H194V196H192ZM203 197H204V195H203ZM229 197H230V196H229ZM37 198H38V197H37ZM194 198H195V197H194ZM194 198H193V199H194ZM262 198H264V197H262ZM14 199H15V198H14ZM14 199H13V200H14ZM136 199H137V198H136ZM143 199H144V198H143ZM145 199H144V200H145ZM149 199H152V198H149ZM181 199H182V197H181ZM193 199H191V200H193ZM195 199H198V198H195ZM199 199H200V198H199ZM0 200H1V199H0ZM2 200H3V199H2ZM5 200H6V198H5ZM11 200H12V199H11ZM13 200H12V201H13ZM30 200H31V197H30ZM225 200H226V199H225ZM3 201H4V200H3ZM6 201H8V199H7ZM12 201H10V202H12ZM25 201H26V200L24 199V202H25ZM28 201H29V200H28ZM131 201H132V199H131ZM134 201H135V200H134ZM178 201L180 202V200H178ZM193 201H197V200H193ZM193 201H191V202H193ZM199 201H200V200H199ZM201 201H202V198H201ZM201 201H200V202H201ZM220 201H223V202L226 204V202H225L224 200H220ZM0 202H1V201H0ZM145 202H147V201H145ZM145 202L143 201V203H145ZM149 202H150V201H149ZM203 202H204V201H202V203H203ZM5 203H6V202H5ZM5 203H4V205H5ZM8 203H9V202H8ZM25 203H27V201H26ZM28 203H29V202H28ZM147 203H148V202H147ZM182 203H183V202H182V200H181V204H182ZM197 203H198V202H197ZM6 204H7V203H6ZM10 204H11V203H10ZM10 204H9V206H10ZM29 204H30V203H29ZM177 204H178V203H177ZM185 204H186V203H185ZM191 204H192V203H191ZM263 204H264V203H263ZM0 205L3 206V203H0ZM48 205H49V204H48ZM183 205H184V204H183ZM188 205H189V204H188ZM197 205H198V204H197ZM199 205H200V204H199ZM219 205H220V207H221L220 202H219ZM228 205H229V204H228ZM11 206H12V205H11ZM11 206H10L9 208H11ZM26 206H27V205H26ZM28 206H29V205H28ZM39 206H40V204H39ZM50 206H51V205H50ZM146 206H147V205H146ZM148 206H149V205H148ZM179 206H180V205H179ZM40 207H42V205H41ZM152 207H153V206H152ZM182 207H183V206H182ZM194 207H196V204H195V206H194V205L192 206L193 209H194ZM14 208H15V207H14ZM14 208L12 207L13 211H14ZM19 208H20V207H19ZM28 208H29V207H28ZM28 208H27V209H28ZM190 208H191V205H190V207H189V211H190ZM196 208H197V207H196ZM225 208H226V206H225ZM261 208H262V207H261ZM261 208H260V210H261ZM3 209H4V208H3ZM12 209H11V210H12ZM17 209H18V208H17ZM17 209H16V210H17ZM25 209H26V207H25ZM184 209H185V208H184ZM184 209H182V210H184ZM186 209H187V207H186ZM4 210H5V209H4ZM4 210H3V211H4ZM18 210H19V209H18ZM20 210H21V209H20ZM153 210H154V209H153ZM195 210H197V209H195ZM195 210H194V211H195ZM220 210H221V209L216 210V211L218 212V211H220ZM224 210H225V209H224ZM224 210H223V211H224ZM260 210H259V211H260ZM3 211H2V212H3ZM21 211H22V210H21ZM21 211H20V212H21ZM27 211H29V210H27ZM27 211H25V214H26ZM60 211H61V210H60ZM184 211H185V210H184ZM192 211H193V210H192ZM262 211H263V210H262ZM4 212H5V211H4ZM6 212H7V211H6ZM11 212H12V211H11ZM11 212H9V213H11ZM18 212H19V211H18ZM37 212H38V211H37ZM153 212H154V211H153ZM187 212H188V211H187ZM217 212H216V213H217ZM9 213H8V214H9ZM22 213H24V212H21V214H22ZM42 213H43V212H42ZM149 213H150V211H149ZM184 213H185V212H184ZM263 213H264V212H263ZM8 214H7V215H8ZM11 214H12V213H11ZM15 214H16V213H15ZM27 214H28V213H27ZM35 214H36V212H35ZM35 214H34V216H35ZM38 214H40V212H38ZM68 214H70V213H68ZM217 214H220V213H217ZM244 214H245V212H244ZM246 214H247V213H246ZM252 214H253V213H252ZM252 214H251V215H252ZM254 214H256V213H254ZM3 215H4V214H3ZM18 215H20V214L18 213ZM70 215H71V214H70ZM220 215H222V214H220ZM220 215H219V216H220ZM251 215H250V216H251ZM257 215H259V212H258ZM5 216H6V215H5ZM11 216H12V215H11ZM16 216H17V215H16ZM16 216H14V217H16ZM24 216H25V215H24ZM24 216H23V218H25ZM148 216H150V214H148ZM188 216H189V215H188ZM211 216H212V215H211ZM253 216H254V215H253ZM255 216H256V215H255ZM255 216H254V217H255ZM260 216H261V213H260ZM262 216H263V215H262ZM20 217H21V216H20ZM20 217L18 216V219H19ZM27 217H28V216H27ZM220 217H221V216H220ZM256 217H259V216H256ZM23 218H22V219H23ZM211 218H214V217H210V219H211ZM223 218H224V217H223ZM248 218L251 219L250 217H248ZM248 218H247V219H248ZM5 219H7V217H6ZM10 219H11V218H10ZM20 219H21V218H20ZM20 219H19V220H20ZM203 219H204V218H203ZM214 219H215V218H214ZM214 219H213V220H214ZM220 219H221V218H220ZM220 219H219V221H220ZM12 220H13V219H12ZM15 220H16V219H15ZM34 220H35V219H34ZM74 220H75V219H74ZM197 220H199V219H197ZM211 220H212V219H211ZM216 220H217V218H216ZM216 220H215V222H216ZM226 221H227V220H226ZM248 221H249V220H248ZM7 222H8V220H7ZM13 222H14V221H13ZM18 222H19V221H18ZM32 222H33V221H32ZM70 222H71V221H70ZM70 222H69V223H70ZM242 222H244V220H243ZM14 223H16V222H14ZM126 223H127V222H126ZM220 223H221V222H220ZM252 223H253V219H252ZM260 223H261V222H260ZM64 224L66 225V223H64ZM64 224H63V225H64ZM208 224H209V223H207V224H205V225H208ZM211 224H212V222H211ZM238 224H239V223H238ZM238 224H237V225H238ZM248 224L251 225V223H248ZM0 225H1V224H0ZM36 225H37V224H36ZM205 225H204V226H205ZM209 225H210V224H209ZM220 225H221V224H220ZM237 225H236V227H237ZM242 225H245V224L243 223ZM242 225H241V226H242ZM258 225H259V224H258ZM2 226H4V225H2ZM5 226H7V225H5ZM9 226H10V225H9ZM14 226H15V225H14ZM56 226H57V225H56ZM204 226H203V227H204ZM218 226H219V223H218ZM238 226H239V225H238ZM260 226H261V224H260ZM260 226H259V227H260ZM51 227H52V226H51ZM128 227H129V226H128ZM203 227H201V230H202ZM243 227H244V226H243ZM259 227H258V228H259ZM4 228H5V227H4ZM213 228H214V227H213ZM216 228H218V227L216 226ZM219 228H220V227H219ZM239 228H240V227H238V229H239ZM244 228H245V227H244ZM247 228H248V227H247ZM247 228H246V229H247ZM258 228H257V229H258ZM262 228H264L263 225H262V227H261V230H262ZM0 229H1V227H0ZM5 229H6V228H5ZM28 229H29V228H28ZM211 229H212V227H211ZM246 229H245V230H246ZM2 230H3V229H2ZM29 230H30V229H29ZM189 230H190V229H189ZM207 230H208V229H206L204 233H206ZM235 230H236V229H235ZM52 231H53V230H52ZM210 231H211V230H210ZM246 231H247V230H246ZM3 232H4V231H3ZM50 232H51V231H50ZM148 232H149V231H148ZM211 232H212V231H211ZM233 232H234V231H233ZM259 232H260V231H259ZM5 233H6V232H5ZM5 233H3V234H5ZM14 233H15V232H14ZM32 233H33V232H32ZM51 233H52V232H51ZM130 233H131V232H130ZM235 233H236V232H235ZM238 233H239V232H238ZM252 233H253V232H252ZM1 234H2V232H1ZM1 234H0V235H1ZM24 234H26V233H24ZM30 234H31V233H30ZM36 234H37V233H36ZM149 234H150V232H149ZM201 234H202V233H201ZM250 234H251V233H250ZM250 234H248V237H249ZM13 235H14V234H13ZM26 235H27V234H26ZM39 235H40V234H39ZM131 235H132V234H131ZM137 235H138V234H137ZM208 235H209V234H207V237H208ZM229 235H230V234H229ZM235 235H236V234H235ZM238 235H239V234H238ZM2 236H3V235H2ZM149 236H150V235H149ZM181 236H182V235H181ZM209 236H211V234H210ZM225 236H226V235H225ZM257 236H259V235L257 234ZM14 237H15V235H14ZM56 237H57V236H56ZM100 237H101V236H100ZM118 237H119V236H118ZM122 237H123V236H122ZM203 237H205V236H203ZM234 237H235V236H234ZM248 237H247L246 239H247V240H249V239L251 240V237H249V238H248ZM104 238H105V237H104ZM223 238H224V237H223ZM228 238H229V237H228ZM230 238H232L231 235H230ZM252 238H253V236H252ZM12 239H13V238H12ZM31 239L33 240L34 238H31ZM35 239H36V238H35ZM66 239H67V238H66ZM202 239H203V238H202ZM243 239H244V238H243ZM103 240H104V239H103ZM135 240H136V238H135ZM200 240H201V238H199V241H200ZM207 240H209V239H207ZM222 240H223V239H222ZM224 240H225V239H224ZM247 240H246L245 242H247ZM250 240H249V241H250ZM5 241H6V240H5ZM67 241H68V240H67ZM67 241H66V242H67ZM249 241H248V243H250ZM251 241H252V240H251ZM8 242H10V240H9ZM27 242H28V241H27ZM66 242H65V243H66ZM197 242H198V241H197ZM200 242H201V241H200ZM256 242H257V241H256ZM258 242H259V241H258ZM63 243H64V242H63ZM72 243H73V242H72ZM202 243H203V242H202ZM222 243H224V242H222ZM239 243H241V242L239 241ZM11 244H12V243H11ZM219 244H220V243H218L216 246L218 247ZM9 245H10V244H9ZM13 245H15V244H13ZM26 245H27V244H26ZM196 245H197V244H196ZM245 245H246V244H245ZM248 245H249V244H248ZM255 245H257V244H255ZM10 246H11V245H10ZM72 246H73V245H72ZM220 246H221V245H220ZM243 246H244V245H243ZM4 247H6V246H4ZM22 247H23V246H22ZM211 247H212V246H211ZM245 247H246V246H245ZM245 247H244V248H245ZM261 247H262V246H260L259 248L261 249ZM76 248H77V247H76ZM214 248H215V247H214ZM248 248H249V247H248ZM143 249H144V248H143ZM212 249H213V248H212ZM228 249H230V248H228ZM256 249H257V248H256ZM3 250L5 251V250H8V249L5 248V249H3ZM3 250H2V251H3ZM213 250H215V249H213ZM253 250H254V248H253ZM4 251H3V255H5V254H4V253H5ZM58 251H59V250H58ZM254 251H255V250H254ZM256 251H257V250H256ZM8 252H9V251H8ZM76 252H77V251H76ZM224 252H225V251H224ZM227 252H229V251H227ZM227 252H226V253H227ZM116 253H117V252H116ZM1 254H2V253H1ZM8 254H9V253H8ZM190 254H191V252H190ZM223 254H224V253H223ZM227 254H228V253H227ZM54 255H55V254H54ZM191 255H192V254H191ZM193 255H194V254H193ZM219 255H220V254H219ZM230 255H231V254H230ZM257 255H258V254H257ZM260 255H261V253H260ZM263 255H264V254H263ZM51 256H52V254H51ZM221 256H222V255H221ZM224 256H225V255H224ZM12 257H13V256H12ZM47 257H48V256H47ZM58 257H59V256H58ZM226 257H227V255H226ZM226 257H225V258H226ZM15 258H16V257H15ZM55 258H56V255H55ZM230 258H231V257H230ZM230 258H228V260H229ZM258 258H260V256H258ZM1 259H2V257H1ZM13 260H14V259H13ZM58 260H59V258H58ZM260 260H261V259H260ZM9 261H10V264H11V263H12V262H11V259H10ZM14 261H15V260H14ZM16 261H17V260H16ZM16 261H15V262H16ZM225 261H226V260H225ZM225 261H224V262H225ZM258 261H259V260H258ZM263 261H264V260H262V262H263ZM224 262H223V264H224ZM262 262H261V263H262ZM13 263H14V262H13ZM13 263H12V264H13ZM54 263H55V262H54ZM227 263L230 264V262H227ZM257 263H258V262H257ZM14 264H15V263H14ZM255 264H256V263H255Z\"/></svg>",
	"mask_w": 264,
	"mask_h": 264
}]
</instances>
